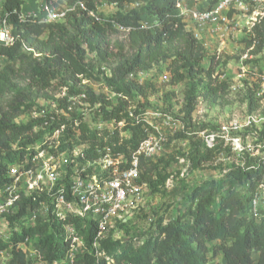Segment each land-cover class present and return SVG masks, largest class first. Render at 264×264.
<instances>
[{"label": "trees", "instance_id": "1", "mask_svg": "<svg viewBox=\"0 0 264 264\" xmlns=\"http://www.w3.org/2000/svg\"><path fill=\"white\" fill-rule=\"evenodd\" d=\"M49 1L73 9L63 20L46 23L32 15L21 19L23 0L4 1L16 40L9 46L0 45V58L6 59L0 69V188L12 181L11 167L30 166L36 152L34 146H46L45 140L62 125L66 127L58 138L60 150L71 151L86 143V159L79 161L110 153L113 157L123 156L121 167H129L140 144L156 132L147 119L151 109L148 96L155 89L154 84H141L139 74L161 64L167 65L173 83H189L181 118L185 129L175 134V138L187 143L184 154L188 164L183 173L219 159L222 153L228 154L221 145L207 144L200 135L206 126L192 123L198 99L224 95L231 83L215 76L221 61L216 56L209 57L206 43L180 15L179 0H82L86 9L80 0ZM104 4H115L116 11L103 17L98 8ZM117 28L128 32L127 39L112 44L109 34ZM246 38L248 47L255 43L252 54L261 53L264 20ZM83 79L103 81L110 94H96L90 86L77 88ZM51 91L65 94L56 98L50 95ZM40 94L56 101L57 109L67 112L71 119L62 115L61 120H55L54 114L37 102ZM81 94H86V98ZM77 99L95 108V119L111 121L114 128L89 125L84 112L76 109ZM254 103L251 96L249 112L254 111ZM33 111L42 114L27 123L17 122L21 115ZM259 138H264V127ZM177 162L172 155L151 159L139 155V181L151 193L163 192L168 179L175 175L171 170ZM259 162L258 157L247 155L244 167L233 163L223 172L229 165L222 166L220 178L196 185L178 205L175 215L153 218L152 226L137 238L144 239L139 246L134 244V238L116 239L111 234L100 241L104 258L98 259L92 249L78 263L107 264L109 257L112 264H209L222 254L226 264H264V210L258 214L252 211V199L263 179ZM34 205L32 198L21 200L18 213L9 218L10 222L15 224ZM62 223L52 215L48 220L39 218L35 226L14 232L10 241L0 239V255L9 250L7 264H32L21 247L29 236L43 260L52 264L67 249ZM86 223L81 232L90 245L98 230L93 220ZM119 226L126 232L131 230L123 222Z\"/></svg>", "mask_w": 264, "mask_h": 264}, {"label": "built area", "instance_id": "2", "mask_svg": "<svg viewBox=\"0 0 264 264\" xmlns=\"http://www.w3.org/2000/svg\"><path fill=\"white\" fill-rule=\"evenodd\" d=\"M4 1L0 0V45L9 46L15 42L16 36ZM38 3L39 7L35 11L27 14L22 12L20 18L25 19L27 15H32L39 22H58L73 9L56 5L49 0H38ZM80 5L86 9L84 1L80 0ZM135 6L136 4L132 5ZM177 7L184 20L191 23L197 37L199 30L206 29L211 35L223 36L238 32L249 36L257 24L264 20V0H179ZM255 48L254 43L248 48V52ZM263 53L264 50L259 54ZM250 55L256 56L252 53ZM247 56L248 54L244 57ZM258 77L259 84L250 85L254 96L263 102L264 70ZM240 87H244V84H240ZM233 88L236 89L235 86ZM81 97L86 98V94H81ZM154 115L160 116L167 125L172 122L167 113L155 112ZM94 125L92 127L98 129H111L113 122L99 117ZM118 125H123V122ZM65 127L62 125L56 129L45 140L46 146L38 143L34 146L36 152L30 166L21 164L11 167L12 181L0 188V239L10 241L14 232L35 226L39 218L48 220V216L52 215L54 219L63 221L62 226L67 237L64 255L52 264H79V258L86 253H92V249L96 250L94 253L98 259L106 256L105 252L99 250L102 239L111 234L116 239H122L116 237L117 232L125 231L119 224L123 222L126 226L130 225V219L136 213L139 196L146 189V184L139 181V155L148 159L160 156L167 137L160 128L155 127L156 132L145 139L133 155L131 165L122 168L123 156L113 157L110 153L94 160L79 161L86 159V143L71 151L60 150L58 138ZM262 127L264 112L254 110L247 111L240 118L223 122L217 130L203 135L211 147L221 145L224 150H228V154L222 153L219 158L225 163L244 167L247 155L259 158V164L263 166V179L252 199V211L255 214L264 210V138H259ZM30 150L29 148V152ZM226 171L227 168L223 170ZM24 198H32L35 205L28 207L26 213L12 224L9 218L18 213L20 201ZM38 198L41 200L37 201ZM91 220L96 223L98 234L89 245L81 228H86V222ZM143 240L134 241V244L137 242L139 246ZM32 242L33 239L28 236L21 243L28 259L32 264H47ZM8 256L10 257L9 254ZM106 261L107 264H112L109 257H106Z\"/></svg>", "mask_w": 264, "mask_h": 264}, {"label": "rangeland", "instance_id": "3", "mask_svg": "<svg viewBox=\"0 0 264 264\" xmlns=\"http://www.w3.org/2000/svg\"><path fill=\"white\" fill-rule=\"evenodd\" d=\"M35 8L39 7L38 0H36ZM30 5L27 4L23 7V11L27 12ZM34 8V9H35ZM33 9V10H34ZM36 10V9H35ZM116 11L112 5L104 4L98 8L99 14L103 17L110 16ZM33 11H29L30 13ZM145 21H148L145 19ZM191 24V23H190ZM189 24V25H190ZM190 27H192L190 25ZM193 28V27H192ZM194 29V28H193ZM128 32L122 28H117L115 31L109 34V40L112 44L118 41H125L127 39ZM209 52V57L216 56L217 60L221 63L217 66L215 76H219L221 80H229L231 88L227 93L211 100L200 97L195 106V110L192 115V123L198 126H206L204 130L200 132L201 136L215 131L219 125L232 118H240L247 111H249V98L254 96L252 86L259 84V74L264 70V53L251 57L252 52H248V45L246 41V35L242 33L226 34L223 36L210 34L207 29L199 30V36ZM248 54L247 57H244ZM6 63V59L0 58V69ZM209 59L203 63L208 66ZM111 67V66H109ZM109 70V68H108ZM141 84L152 82L154 84V90L148 96V101L151 106L148 115V121L166 135L167 141L163 143L162 154L172 155L178 160L173 164L171 170L174 176H171L167 181V187L163 192L151 193L146 187L144 192L139 196L138 203L135 209L136 213L132 217L130 222V229L126 231H119L116 233V237L129 240L137 239L142 232L152 226L153 221L151 218H157L165 216L167 219L175 215L178 205L184 200L186 194H188L196 185L210 181L212 179H219L222 166H228L229 169L231 163L223 162L221 159L216 158L213 161L206 163L203 167L194 170L191 173L184 174L188 164L187 155L184 152L187 149V143L183 140L175 138L177 132L185 129L184 122L181 118L184 116L182 108L185 104V95L188 89V82L173 83L172 75L167 69L166 64H161L151 69L148 72H142L139 74V80ZM255 82V83H254ZM240 84H244V87H240ZM91 87L96 94L106 93L110 94L103 81L95 79H83L77 84V88L86 89ZM236 87V89L233 88ZM50 95L54 97L63 96V92H50ZM254 110L264 112V101L258 100L254 96ZM37 102L45 107L47 112L54 114L55 120H61L62 115L66 119H71L69 114L64 110L57 109L56 101L51 98H46L40 94L37 97ZM76 109L79 112H84V120L91 126H95L97 119L94 118L95 108H90L88 105H84L79 99L76 101ZM167 113L170 115L172 122L169 125L164 123L160 116H155L154 113ZM42 113L33 111L26 115H21L18 119V123H27L33 116H39ZM121 128L122 125H119ZM154 127V128H155ZM114 126H111L113 129ZM217 128V129H216ZM205 133V134H204ZM125 133H121L123 136ZM181 152V155L176 154ZM183 153V154H182ZM161 154V155H162ZM180 172V175H177ZM137 246V242H135ZM8 254L10 251L3 252L0 256V264H6L8 262ZM209 264H226L222 254L218 255Z\"/></svg>", "mask_w": 264, "mask_h": 264}, {"label": "crops", "instance_id": "4", "mask_svg": "<svg viewBox=\"0 0 264 264\" xmlns=\"http://www.w3.org/2000/svg\"><path fill=\"white\" fill-rule=\"evenodd\" d=\"M23 1H24L23 7H24L25 5H27V4L30 5V8L28 9L27 12H29V11H35V9H37V8L34 7V6H36V0H23ZM34 8H35V9H34ZM33 9H34V10H33ZM22 12H23L24 14H27V12H24V11H23V8H22Z\"/></svg>", "mask_w": 264, "mask_h": 264}]
</instances>
